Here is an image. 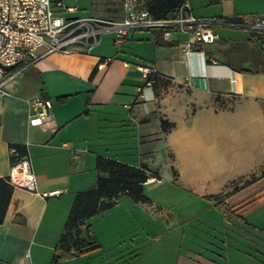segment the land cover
Segmentation results:
<instances>
[{
	"label": "crops",
	"instance_id": "1",
	"mask_svg": "<svg viewBox=\"0 0 264 264\" xmlns=\"http://www.w3.org/2000/svg\"><path fill=\"white\" fill-rule=\"evenodd\" d=\"M78 1L50 0L55 12L61 11L58 3L74 8L66 16L75 18L116 20L123 15L121 5L109 12L110 2L90 0L86 11L78 10ZM187 3L193 17L220 21L213 28L220 41L194 45L185 54V33L171 31L164 38L162 33L166 44L155 45L151 31L134 30L119 46L112 33H105L91 51L52 53L5 84L0 92V178L10 174V145H22L35 190L13 187L0 223V264H77L78 258L102 249L104 241L116 244L124 237L114 234V228L123 229L126 221L128 231L138 233L158 222L169 231L180 230L173 264H264V224L245 218L264 201V70L259 60L240 56L252 49L249 32L230 24L237 17L264 16V0ZM238 30L247 37L231 34ZM139 66L154 68L164 80L158 96L143 87ZM64 96V102H56ZM217 96L231 109H219ZM34 99L51 102L49 120L41 126L29 122L39 111L29 104ZM189 106L195 109L190 112ZM162 119L174 123L167 133L161 131ZM160 148L173 152L176 183L205 200L204 209L189 216L177 214L153 196L151 187L160 185L161 177L153 169L152 156ZM98 156L144 165L158 178L150 177L143 185L147 201L121 194L111 208L85 221L95 240L92 247L53 262L75 195L95 185ZM181 164L198 178L180 176ZM217 193H230L224 199L230 219L207 198ZM136 236L107 262L133 252L134 261L140 260L136 250L142 240ZM153 244L158 249L159 240ZM162 248L163 254H170L167 246ZM154 249L152 255L159 258Z\"/></svg>",
	"mask_w": 264,
	"mask_h": 264
},
{
	"label": "built area",
	"instance_id": "2",
	"mask_svg": "<svg viewBox=\"0 0 264 264\" xmlns=\"http://www.w3.org/2000/svg\"><path fill=\"white\" fill-rule=\"evenodd\" d=\"M57 5L61 7L60 12L53 10L50 0H0V92L5 84L34 67L43 57L52 53L89 52L100 43V37L105 33L113 34L116 46L134 30L160 29L163 38L171 31L191 34L185 45V54L191 53L194 45L220 41L213 30L221 24L220 21L193 17L189 14L188 3L178 8L177 17L156 19L148 11L139 9L137 0H123V15L116 20L66 16L75 9L63 7L60 3ZM230 24L249 33H264V16L237 17ZM5 67L11 69L5 70ZM137 68L142 75L143 87L151 89L152 78L158 75L156 70L147 66ZM29 104L32 108H39L29 119L31 125L41 126L49 120L50 101L34 99ZM10 155H17L14 148H11ZM8 181L13 187L35 190V177L28 157L11 164Z\"/></svg>",
	"mask_w": 264,
	"mask_h": 264
},
{
	"label": "trees",
	"instance_id": "3",
	"mask_svg": "<svg viewBox=\"0 0 264 264\" xmlns=\"http://www.w3.org/2000/svg\"><path fill=\"white\" fill-rule=\"evenodd\" d=\"M94 1V0H91ZM108 2L117 1L121 5L123 0H103ZM139 9L146 10L156 19L175 18L178 15V8L187 3L188 0H137ZM235 21V20H230ZM153 33L155 45H165L162 39V30H149ZM247 42L254 45L260 54L259 66L264 70V34L249 33ZM262 56V57H261ZM258 64V63H257ZM257 66V65H256ZM253 72L251 70H242ZM153 93L159 95V87L164 83L158 75L153 78ZM66 96L58 97L56 102H64ZM219 109L228 108L220 103L219 97H215ZM174 127V123L167 120H160V128L163 133L169 132ZM16 150L17 155H10V162L14 164L18 159L28 157L26 148L22 145H10ZM95 170L97 177L94 187L77 193L73 199L62 233L54 250L52 260L58 262L87 250L95 244L89 225L85 221L101 211L111 208L115 199L121 194H128L136 202H145L147 197L143 193V185L150 178H158L156 171L149 170L146 166L134 167L117 160L98 156L96 158ZM104 174V175H102ZM175 175V171H174ZM13 186L8 178H0V223L3 221L11 195ZM230 193H217L207 196L215 208L219 209L226 219H230L229 207L224 203V199ZM264 231V228H262Z\"/></svg>",
	"mask_w": 264,
	"mask_h": 264
},
{
	"label": "rangeland",
	"instance_id": "4",
	"mask_svg": "<svg viewBox=\"0 0 264 264\" xmlns=\"http://www.w3.org/2000/svg\"><path fill=\"white\" fill-rule=\"evenodd\" d=\"M74 4V3H73ZM76 5V4H75ZM78 10H89L91 3L90 0H79L78 5H76ZM118 7L117 1L110 2L109 7L106 8L107 11L113 12ZM231 34H235V36L241 35L244 37H247L246 33L244 31H234ZM264 34V33H262ZM191 34H185L184 39L185 41H189L191 39ZM239 37V36H238ZM214 46L210 45L209 48H212ZM229 52V51H228ZM258 50L256 46L252 45V49L249 50L247 53L243 52L240 54L241 57H252L255 60L260 61V57L258 56L259 53H257ZM161 92V91H160ZM190 112H192L195 107L189 106ZM175 155L173 152L164 150L162 148L157 149V151L152 156V162H153V169L156 170L160 175L159 184H155L151 187V191L153 192V196L156 198V200L160 203L166 204L173 212L175 213H181L185 216H189L190 214H193L194 212H198L202 209H204V206L206 203L205 200H200L193 195V192L187 189L182 188L179 184L176 183L175 177H174V169L178 172V168L174 162ZM180 171L182 172V177L185 179H190L192 177L198 178V174H196L194 171L189 170L188 167H183V164L180 165ZM261 172V171H260ZM246 184V183H245ZM239 185V182H236L235 185L231 186L232 191L236 190V186ZM125 216V215H123ZM245 218L247 221L253 222V224H264V201L260 202L259 204H255L254 207H252L249 212L245 215ZM145 220L142 219L143 226L146 225L144 222ZM127 222V221H126ZM126 222L121 225L123 226L119 229L115 226L117 229L114 228L116 232L114 234L118 233V236L120 237V240L113 243L112 240H107L105 243L104 241V247L102 249H98V251H94L89 253L88 257L84 258H78L76 260L77 264H173L176 262V254L178 252V246H179V239H180V230H171L169 231L165 226H161V222H158L156 226L152 228L149 227V229H143V231H128L131 229L130 225ZM127 226V227H126ZM152 230L155 231L153 234L147 235V231ZM127 232V233H126ZM130 232V233H129ZM158 232V233H156ZM162 233V234H161ZM113 234V235H114ZM127 234V235H125ZM137 234V236L142 240L141 248L136 250V252H140L142 254V257L138 261H134L133 255L134 252L131 255H126L122 257L120 260H113L110 259L109 262H107L108 258H110L111 254L114 252L119 251L121 246H124V244H128V241L133 238V236ZM160 234V235H159ZM136 236V237H137ZM166 236V237H165ZM165 237V238H164ZM103 240H106L107 237H101ZM105 238V239H104ZM164 238V239H162ZM155 240H159L158 249L152 248V244L155 242ZM110 241L112 243H110ZM154 245V244H153ZM161 246V247H160ZM167 246L168 249H170V254L165 255L163 254L162 247ZM153 249L156 251L155 253L159 256V258H155L152 255ZM103 254H105L106 258H102ZM173 257V258H171ZM107 259V260H106ZM156 260V261H155ZM175 260V261H173Z\"/></svg>",
	"mask_w": 264,
	"mask_h": 264
},
{
	"label": "water",
	"instance_id": "5",
	"mask_svg": "<svg viewBox=\"0 0 264 264\" xmlns=\"http://www.w3.org/2000/svg\"><path fill=\"white\" fill-rule=\"evenodd\" d=\"M4 69H5V70H10V69H11V67H5Z\"/></svg>",
	"mask_w": 264,
	"mask_h": 264
}]
</instances>
